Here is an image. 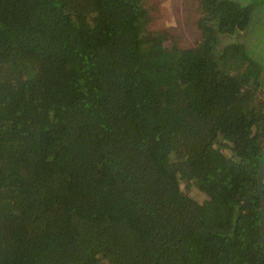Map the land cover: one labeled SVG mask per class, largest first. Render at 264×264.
Segmentation results:
<instances>
[{
	"label": "trees",
	"instance_id": "16d2710c",
	"mask_svg": "<svg viewBox=\"0 0 264 264\" xmlns=\"http://www.w3.org/2000/svg\"><path fill=\"white\" fill-rule=\"evenodd\" d=\"M148 7L0 0V264H264V0Z\"/></svg>",
	"mask_w": 264,
	"mask_h": 264
},
{
	"label": "rangeland",
	"instance_id": "374dc122",
	"mask_svg": "<svg viewBox=\"0 0 264 264\" xmlns=\"http://www.w3.org/2000/svg\"><path fill=\"white\" fill-rule=\"evenodd\" d=\"M198 1L199 0H149L150 8H148L152 16L151 28L168 29L178 37L181 46H194L201 38V31L197 25V17L199 14L196 11V6ZM261 27L264 28V23H262ZM258 41H264V39L261 38ZM259 49H263L261 51V57H264V46H260ZM190 187L191 186H188V188ZM188 188L187 191L192 195H196L200 201L205 199L196 188Z\"/></svg>",
	"mask_w": 264,
	"mask_h": 264
},
{
	"label": "water",
	"instance_id": "95a60500",
	"mask_svg": "<svg viewBox=\"0 0 264 264\" xmlns=\"http://www.w3.org/2000/svg\"><path fill=\"white\" fill-rule=\"evenodd\" d=\"M263 176H264V159L261 164V171H260V176H259V193L261 196L262 200V205H263V221H262V226H263V233H264V196H263ZM263 247H264V236H263Z\"/></svg>",
	"mask_w": 264,
	"mask_h": 264
}]
</instances>
